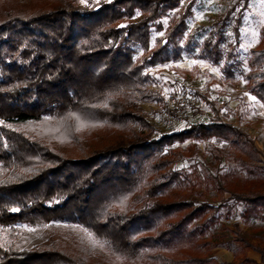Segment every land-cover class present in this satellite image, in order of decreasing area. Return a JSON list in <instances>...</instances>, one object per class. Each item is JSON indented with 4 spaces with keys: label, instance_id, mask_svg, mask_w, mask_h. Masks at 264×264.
<instances>
[{
    "label": "trees",
    "instance_id": "1",
    "mask_svg": "<svg viewBox=\"0 0 264 264\" xmlns=\"http://www.w3.org/2000/svg\"><path fill=\"white\" fill-rule=\"evenodd\" d=\"M77 1L0 0V229L17 239L16 225L63 221L88 236L0 243V264H257L247 251L264 264V236L249 237L238 222L221 225L228 263L212 256L219 245L207 236L236 207L244 225L264 223V159L254 141L219 120L204 96L216 119L168 133L141 106L165 105L145 70L183 52L237 82L249 0H236L199 43L203 28L189 31L186 21L192 0ZM246 65L247 90L264 106V25ZM212 141L223 147L210 149V163L183 157ZM202 188L222 198L209 202Z\"/></svg>",
    "mask_w": 264,
    "mask_h": 264
},
{
    "label": "rangeland",
    "instance_id": "2",
    "mask_svg": "<svg viewBox=\"0 0 264 264\" xmlns=\"http://www.w3.org/2000/svg\"><path fill=\"white\" fill-rule=\"evenodd\" d=\"M108 1L84 0V3H81V0H78L77 4L81 7H97L100 3ZM235 2L236 0H192V15L187 17L186 21L189 31H193L197 27L203 28L195 34L198 43L207 36L208 30L213 28V23L222 17L226 10ZM187 3L188 1H183L181 5ZM178 9L179 7L170 11V14L177 12ZM162 24L163 27L167 26L168 16H164ZM263 25L264 0H249L243 12L239 29V44L236 47L237 59L241 62V68L235 72L237 82L224 80L219 68L210 65L203 59L193 58L184 52L182 53V61L146 69L145 71L152 77V89L161 94L165 100V105H157L155 103L141 104L142 109L147 114V119L161 133H168L172 129L180 130L192 123L211 122L216 117L212 114L210 107L199 98L204 96L213 102L215 108L219 111L217 118L239 127L247 133L264 159V106L248 92L247 83L243 77L248 72L247 58L259 42L260 28ZM163 34V31L152 28L153 38L163 36ZM226 34L229 40L233 41L229 29L226 30ZM192 53H196V49L192 50ZM140 55L141 52L138 50L137 57ZM177 69L184 72H178ZM213 77L218 80L213 81ZM185 91L192 99V102L182 104L178 97L180 93ZM175 118L178 119L176 126L168 124L169 120H174ZM159 119H162L161 123ZM187 144L188 142L181 145V147ZM214 145L223 147V144H216L214 141L209 144L201 142L198 145V151L194 154L188 149H183L182 154L186 159L200 158L210 163L212 160L210 149L212 151ZM214 164L216 168L221 166V162L217 160H215ZM186 165L187 162H181L178 167ZM201 191L204 199L209 202L217 203L222 198L221 195L214 191L208 192L204 188ZM227 196L228 194L223 195V197ZM240 211L241 207H236L229 214L222 212L219 221L215 223V226L207 234L212 241L219 245V247L212 250L211 254L220 263H228L233 259V253L225 248L228 247L227 242L231 237L228 234V230L221 229V225L230 227L234 222H238L249 237L264 236V223L256 220L244 225L240 217ZM16 227L19 230L17 239L9 238L7 233L0 229V243L10 244L14 242L16 247L28 248L54 237H69L71 239L79 237L83 239L88 236L86 232L76 231L70 224L63 221H52L49 224L36 227L24 225H16ZM253 242L257 243L258 241L254 239ZM229 247L233 248V245L230 244ZM94 249L98 252L97 248ZM250 252L258 254L255 251H247L246 256L250 259H253L248 256ZM253 260L256 262L255 259Z\"/></svg>",
    "mask_w": 264,
    "mask_h": 264
},
{
    "label": "built area",
    "instance_id": "3",
    "mask_svg": "<svg viewBox=\"0 0 264 264\" xmlns=\"http://www.w3.org/2000/svg\"><path fill=\"white\" fill-rule=\"evenodd\" d=\"M179 100L182 104H185V103H189V102H192V99L189 97V95L185 92H182L180 93L179 95ZM159 122L161 123L162 122V119H159ZM177 122H178V119L175 118L174 120H169L168 121V124H171L172 126H176L177 125Z\"/></svg>",
    "mask_w": 264,
    "mask_h": 264
},
{
    "label": "crops",
    "instance_id": "4",
    "mask_svg": "<svg viewBox=\"0 0 264 264\" xmlns=\"http://www.w3.org/2000/svg\"><path fill=\"white\" fill-rule=\"evenodd\" d=\"M248 256L251 257V258H253V259H255L256 262H258V264H261V263L259 262V261H260V257H259L258 254L250 252V253H248Z\"/></svg>",
    "mask_w": 264,
    "mask_h": 264
},
{
    "label": "snow or ice",
    "instance_id": "5",
    "mask_svg": "<svg viewBox=\"0 0 264 264\" xmlns=\"http://www.w3.org/2000/svg\"><path fill=\"white\" fill-rule=\"evenodd\" d=\"M97 2H98V0H97ZM109 2H111V0H109ZM81 3H84V0H81ZM124 25H122V27H123ZM253 99H255V98H253ZM12 211H17V209H12Z\"/></svg>",
    "mask_w": 264,
    "mask_h": 264
}]
</instances>
